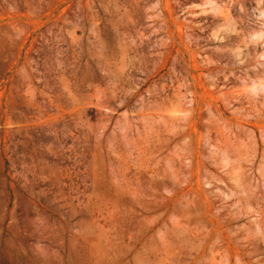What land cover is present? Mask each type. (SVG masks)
I'll list each match as a JSON object with an SVG mask.
<instances>
[{
    "label": "rangeland",
    "instance_id": "rangeland-1",
    "mask_svg": "<svg viewBox=\"0 0 264 264\" xmlns=\"http://www.w3.org/2000/svg\"><path fill=\"white\" fill-rule=\"evenodd\" d=\"M0 264H264V0H0Z\"/></svg>",
    "mask_w": 264,
    "mask_h": 264
}]
</instances>
